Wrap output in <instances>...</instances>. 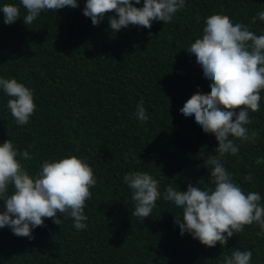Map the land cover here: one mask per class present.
<instances>
[{
	"label": "trees",
	"instance_id": "obj_1",
	"mask_svg": "<svg viewBox=\"0 0 264 264\" xmlns=\"http://www.w3.org/2000/svg\"><path fill=\"white\" fill-rule=\"evenodd\" d=\"M5 3L19 0H0V7ZM78 3L75 9L42 12L31 25L24 24L22 7L13 25H5L0 13V77L32 89L36 105L31 122L18 127L7 109L10 97L0 89V145L11 139L21 151L30 148L33 159L26 163L32 173L44 160L86 159L97 178L84 209L88 227L77 231L71 219L57 226L43 218L44 227L32 230L31 240L0 229V264H221L234 248L252 251L251 264H264L258 226H245L224 247L208 248L180 235L174 219L181 209L162 198L150 217L132 216L131 191L123 183L125 173L141 171L159 181L161 193L169 184L182 191L189 183L204 186L208 170L200 152L212 153L218 144L194 116L179 110L197 89L208 93L211 82L186 50L202 37L204 19L216 14L264 35V22L250 23L264 11V0H186L171 23L118 33L107 19L93 26L83 15L86 0ZM261 97L248 126L258 138L241 145L238 156H226L225 167L264 203V163L255 164L264 158V89ZM141 100L147 123L134 117ZM248 173L253 179L246 182Z\"/></svg>",
	"mask_w": 264,
	"mask_h": 264
},
{
	"label": "clouds",
	"instance_id": "obj_2",
	"mask_svg": "<svg viewBox=\"0 0 264 264\" xmlns=\"http://www.w3.org/2000/svg\"><path fill=\"white\" fill-rule=\"evenodd\" d=\"M86 0L83 15L93 26L107 19L110 30L118 33L129 26L151 29L153 22L171 23L175 15L186 7V0ZM31 25L42 12L64 8H78V0H19V5L5 3L0 7L3 23L13 25L21 19ZM106 13H114L107 16ZM200 18L197 17L199 22ZM264 22V11L252 18ZM149 36L151 32L149 31ZM196 57L203 78L210 81V91L199 89L179 110L186 118L193 117L202 133L217 141L212 153L200 152L208 179L203 187L188 184L182 191L169 184L163 193L160 183L152 175L131 171L123 176V183L131 191L134 210L132 216L143 221L150 217L157 201L163 199L181 209L174 223L180 235L185 233L208 248L217 243L224 247L230 238L245 231V226L256 225L258 238H264V203L259 192L245 191L225 167L226 156H238L244 143L255 142L257 130L249 131L254 123L252 114L260 109L261 90L264 89V35H257L249 25L234 23L223 14L204 19L202 37L195 39L187 50ZM0 89L10 97L7 109L15 124L23 127L31 122L36 105L33 90L15 78L0 77ZM134 117L147 123L149 115L141 100ZM239 141V143H237ZM33 159L28 150H19L9 139L0 145V229L9 228L13 235L33 239L32 230L44 227L43 218H51L57 226L71 219L77 231L86 230L88 216L84 209L91 200L90 188L97 178L86 159L69 156L60 160H44L32 173L27 163ZM127 159V154L125 155ZM25 162V163H22ZM264 163L257 157L255 164ZM251 173L244 176L252 181ZM11 189V194L9 190ZM62 216L63 219L58 218ZM252 251L231 249L222 257L221 264H251Z\"/></svg>",
	"mask_w": 264,
	"mask_h": 264
}]
</instances>
